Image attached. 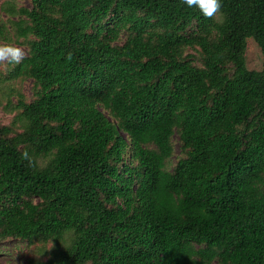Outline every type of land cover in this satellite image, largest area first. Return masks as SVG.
Returning a JSON list of instances; mask_svg holds the SVG:
<instances>
[{
  "label": "trees",
  "instance_id": "1",
  "mask_svg": "<svg viewBox=\"0 0 264 264\" xmlns=\"http://www.w3.org/2000/svg\"><path fill=\"white\" fill-rule=\"evenodd\" d=\"M29 1L1 5L0 41L27 54L0 83L34 91L0 119V243L52 246L26 264H264V65L246 63L250 38L264 55V0L213 18Z\"/></svg>",
  "mask_w": 264,
  "mask_h": 264
},
{
  "label": "rangeland",
  "instance_id": "2",
  "mask_svg": "<svg viewBox=\"0 0 264 264\" xmlns=\"http://www.w3.org/2000/svg\"><path fill=\"white\" fill-rule=\"evenodd\" d=\"M4 0H0V24L2 20L6 19L7 14L2 11L1 5ZM18 6L30 7L31 3L29 0H15ZM12 36H10L11 38ZM13 38V37H12ZM13 44L15 46H20L27 50L20 43L15 42L14 39L11 41H0V44ZM246 63L250 70H261L264 65V55L261 48L252 38L248 39L247 51H246ZM8 72V64H0V78H4ZM7 77V76H6ZM33 80L30 78H20L18 80L5 81L0 83V119L4 123H10L15 116L12 113V107L17 103L18 93H21L23 97L27 100L33 98ZM11 88L15 89V94L10 95L8 91ZM175 153L169 165L170 169H173L180 157V146L179 138L175 137ZM52 246H42V245H30L26 241L9 239L5 242L0 243V264H26L25 259L28 255L34 252L51 250ZM31 251V253H29ZM29 253V254H28Z\"/></svg>",
  "mask_w": 264,
  "mask_h": 264
},
{
  "label": "clouds",
  "instance_id": "3",
  "mask_svg": "<svg viewBox=\"0 0 264 264\" xmlns=\"http://www.w3.org/2000/svg\"><path fill=\"white\" fill-rule=\"evenodd\" d=\"M182 3L189 8H198L206 18H213L222 8L221 0H182ZM25 55V50L20 46L0 44V64H20ZM68 59H71V53L68 54ZM22 159L27 160L29 165L32 164V158L27 150L22 153Z\"/></svg>",
  "mask_w": 264,
  "mask_h": 264
}]
</instances>
